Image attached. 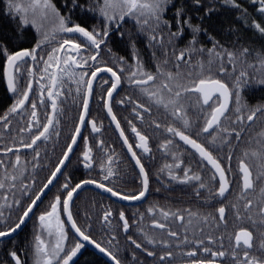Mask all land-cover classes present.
Returning a JSON list of instances; mask_svg holds the SVG:
<instances>
[{"label": "snow or ice", "instance_id": "6c2138e0", "mask_svg": "<svg viewBox=\"0 0 264 264\" xmlns=\"http://www.w3.org/2000/svg\"><path fill=\"white\" fill-rule=\"evenodd\" d=\"M223 2L264 37V0H251L259 19L250 17L238 0ZM201 4L202 0H60L59 4L4 0L0 20L7 24L0 26V57L13 102L0 115V245L8 257H0V264H81L87 245L108 258L104 264H130L122 255L129 249L131 264H144L136 250L152 258L150 264H264V103L250 104L244 97L246 89L264 86V48L245 46L238 37L222 43L210 22L207 28L194 24L189 15L194 6L207 12L202 22L213 12ZM89 13L99 26L74 19ZM129 22L136 39L129 35ZM202 32L208 34L211 47L201 42ZM114 35L129 39L131 60L112 55ZM141 36L151 51L147 61L137 50ZM253 54L255 64L248 60ZM70 98L73 104L79 101L78 115L60 155L52 160L67 116L64 104ZM97 107L106 109L105 117L115 124L139 168L141 185L136 191L116 186L118 157L115 148L99 138L103 122L92 112ZM114 109L130 113L123 119L134 134L131 142ZM137 122L163 130L156 147L172 162L163 164L157 178L190 186L203 206L215 208V215L150 204L146 226L144 213L133 216L139 233L134 238L123 208L100 205L99 214L81 213L76 200L86 185L123 201L147 199L149 171L134 147L149 159L153 149ZM257 122L261 130L245 141ZM177 138L194 150L197 170L176 151ZM78 140L80 147H75ZM96 153H104L99 162ZM73 164L77 167L69 172ZM94 164L100 169L99 179L89 175L76 181L80 165L91 173ZM45 170L47 175L38 184V175ZM49 193L45 203L42 197ZM226 213L238 222L231 233ZM29 221L32 240L27 247L17 245L14 234Z\"/></svg>", "mask_w": 264, "mask_h": 264}, {"label": "flooded vegetation", "instance_id": "af4514ba", "mask_svg": "<svg viewBox=\"0 0 264 264\" xmlns=\"http://www.w3.org/2000/svg\"><path fill=\"white\" fill-rule=\"evenodd\" d=\"M81 15L83 16V14ZM81 23L85 24V26H88V27H91L94 24L96 26H99L98 21L93 17L92 14H91V18H89L86 21L83 20V22ZM127 28L129 30L130 37L133 39H136L137 34L135 32V29L132 27L131 22H129V24L127 25ZM186 34H189V33H186ZM110 47L112 48V55L124 56L125 58L131 60L132 48L129 43V39L127 37L121 38L117 35H114L111 38ZM137 50L139 54L144 58V60L147 61L150 59L151 51L147 47V40L145 37L141 36L138 38ZM22 73H23V70H22ZM4 81H5V77H4ZM4 86L7 90L6 82ZM33 88L35 90L36 88L35 83L33 85ZM8 93H9V100H10V104H8V107H9L13 101H12V94L9 91ZM78 104H79L78 100L76 104H73L71 102V98L64 104L67 116H66V120L62 122L61 124L62 132H61V136L58 141V145L55 147L54 154H52L51 156L52 160H55L56 157L60 155L61 147L65 143L68 132L71 130L73 126L72 121L78 115V112H77ZM114 110L117 111L118 118H121V124L122 126L125 127V134L129 136V140L131 142V140L134 138V134L131 133L130 128L126 127V121L125 119H123L124 117H129L130 113L125 112V111H120L118 109H114ZM6 111H3V113ZM92 112H93L94 118H96L98 122L99 121L103 122L102 135L99 138H102L105 141V144L107 146L114 147L116 150V154L118 157V163L114 165V167L117 168L120 172V179L117 181L116 186L121 191H125V192H133V191L138 190V188L141 185V177L139 175V168L138 166L135 165V161L132 159L131 153L127 152V146L123 144L122 138L119 137L118 130H115V124L110 121V117H105L104 113L106 112V109L102 111L97 107V108H93ZM3 113L1 115H3ZM190 115L192 116V119L194 120L195 115L192 114L191 112H190ZM161 119H163V117H161ZM137 125L138 127L141 128V131L146 132L149 135L150 147H152L153 149L152 151L153 158L149 159L148 154H144L142 153L141 150L134 147V150L137 151L138 155H141L142 162L145 164L146 169L149 171L150 185H149V194L147 195V199L145 200V198H142L137 203L131 204L130 203L131 201L119 200L117 197L111 196L110 193L104 192L102 189L97 188L95 185H86L84 186V189L80 195V198L76 200V203L79 206L81 213L83 214L84 212L91 211V212H95L96 214H99V212L101 211L100 205L107 206L109 204H112L114 208H117V207L123 208L126 212V215L129 217L130 225H132V227H130V232L135 233L134 238H138L139 233L135 231V224L133 223V216L134 214L138 216L139 213H144L145 226H146L148 223V220L150 219V214L146 212V209L149 207L150 204H156L160 207L165 208L166 210L186 209V208L191 207L194 211L199 210L200 212H212L215 215L216 214L215 208H208V207L203 206L202 200L197 198L194 195V190L190 186L181 185L175 181H172L171 183H166V177L164 176H161L160 179L157 178V173L159 172V169L163 166V164L172 162L171 156L162 155V150L158 151L156 147L157 142L162 140L164 137L163 130L161 129L159 131H156L152 128H148L146 125L141 127L139 122H137ZM260 129H261V125L259 122H257L246 133L245 141L247 140V137L249 136L255 137L257 133L260 131ZM85 135H89V133L85 132ZM92 135H97V134H92ZM89 139L91 140V136L89 137ZM177 142H178V147L176 148V151L184 153L185 162L191 163L193 169L197 170L199 167L196 163V160L198 159V157H195L192 155L194 153V150L191 149L190 146L184 145L183 142L178 141V138H177ZM75 147H80L79 140H78V144ZM251 147H255V144L251 145ZM95 151L96 150L94 149V152ZM237 151H239V148L237 149ZM50 152H51V149H50ZM96 155H97V161L99 162V160L104 156V153H96ZM248 162L250 164L255 163V161L251 159ZM236 164H237V159L236 157H234L232 161L234 173L236 171ZM76 167L77 166L73 164L69 168V172H72ZM79 168L80 170L77 171L75 174L76 181H79L82 178H88L89 175L97 179L100 178L97 175L100 169L96 164H94V168L96 170L92 171L91 173L89 172L88 169H84L82 165H80ZM203 174L205 178H207L208 170L205 169ZM46 175H47L46 170L39 173L38 184L40 181L44 179ZM231 175L232 174H230V176ZM157 189H159V191H157ZM201 195L203 196L204 193L202 192ZM50 198H51L50 193L48 194L46 198L42 197V199L45 200V203H47V200ZM230 199H234V197ZM94 204H95V207H93ZM226 214L229 215L230 224H231L229 228V233H231V231L233 230V227L238 222H235L234 217H232L230 213H226ZM77 219L81 224H83L84 221L81 217H77ZM245 226L250 227V225H248L247 222L245 223ZM227 235L228 233L225 234L226 239H227ZM256 235L258 236L259 233H256ZM32 236H33V222L29 221L27 223V226L24 227L23 230L17 236H15L17 245L23 244L25 247H27L32 240ZM119 239H120L121 245L123 246L125 244V239L122 233L119 235ZM131 250L132 249H129L127 252H124L122 250V255H127L128 260L130 261H132ZM82 251H91L95 253L93 250H91L88 247H86ZM136 251H137V257L140 260L144 261V264H150V261L152 258L147 257L146 254L142 253L139 250H136ZM21 255H23V253H21ZM198 255H201V254L198 253Z\"/></svg>", "mask_w": 264, "mask_h": 264}, {"label": "trees", "instance_id": "16d2710c", "mask_svg": "<svg viewBox=\"0 0 264 264\" xmlns=\"http://www.w3.org/2000/svg\"><path fill=\"white\" fill-rule=\"evenodd\" d=\"M60 0H57L59 4ZM238 3L242 4L243 7L248 9L249 16L255 17L259 19L255 9H253L251 5V0H238ZM211 6L213 8V12L208 17L207 20L201 21V17L208 15L206 11L198 12L196 11V7L194 6L190 11L189 15L192 17V22L194 24H202V27L207 28L209 22L211 23L213 29H215L216 33L220 35L217 36V39H223L221 42L232 41L239 38V42L245 46H251L255 49L264 48V37H261L255 30L247 27L243 21L240 19V12L233 9L230 5L225 4L223 0H202V4L199 7H204L205 9ZM4 15V0H0V17ZM91 18V14L89 16L81 15L77 19V22H83ZM6 20H0V26L6 25ZM189 31V32H188ZM190 29L187 30L190 38ZM9 34H11L9 32ZM201 42L205 44L206 47H211V43L208 40V34L201 33L200 36ZM250 63L255 64V55H251L248 57ZM4 66L3 58L0 57V115L3 111H6L8 108V104H10L9 93L6 90L4 84V76L2 74V69ZM239 65L237 68L239 69ZM250 73L253 72V69H248ZM245 100H247L250 104H259L264 103V86H256L252 89H246L244 93ZM261 130V129H260ZM84 255L81 257V264H84L85 261L90 262V264H95V262H99V264H104L105 260L102 259L97 254L91 251H82ZM0 257H3L4 260H7V254L3 252V246L0 245ZM129 262H131L129 260ZM131 264V263H130Z\"/></svg>", "mask_w": 264, "mask_h": 264}, {"label": "water", "instance_id": "95a60500", "mask_svg": "<svg viewBox=\"0 0 264 264\" xmlns=\"http://www.w3.org/2000/svg\"><path fill=\"white\" fill-rule=\"evenodd\" d=\"M5 82H6V85H7L6 77H5ZM137 202H138V201H131L130 203L132 204V203H137ZM130 203H129V204H130ZM20 232H21V231H18L17 233H15V234H14V237L17 236ZM87 247L90 248L91 250H93L95 253H97V254H98L99 256H101L102 258H104L106 261L108 260V258L105 257L103 254L99 253V251L96 250V249L94 248V246H92V245H87Z\"/></svg>", "mask_w": 264, "mask_h": 264}]
</instances>
